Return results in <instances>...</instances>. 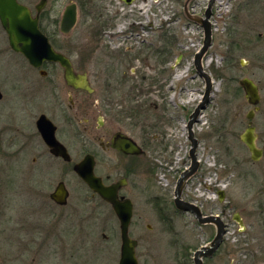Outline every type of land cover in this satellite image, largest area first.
<instances>
[{
  "label": "flooded vegetation",
  "instance_id": "flooded-vegetation-1",
  "mask_svg": "<svg viewBox=\"0 0 264 264\" xmlns=\"http://www.w3.org/2000/svg\"><path fill=\"white\" fill-rule=\"evenodd\" d=\"M42 1L44 4L37 12L36 6ZM53 1L17 0L31 11L32 17H37L38 27L53 49L69 59L73 80L66 79L58 62L31 65L22 54L12 50L0 23V264H106L104 244L110 239L104 232L103 221L109 212L115 214L111 205L78 176L75 167L90 156L94 175L103 185L120 183L117 197L132 203L130 229L134 203L125 187L134 180L143 193L159 188L162 197L171 196L170 203L175 208L178 180L192 163L191 135L196 142L197 168L184 182L181 200L196 205L203 215H219L228 231L226 218L233 211V198L228 193L241 187L251 195L248 203L254 219L248 225V254L253 260L260 255L264 264V22L257 34L250 22L254 1L261 2L264 9V0H232L230 25L225 28L227 53L220 61L222 72L230 73L221 81H225V94L222 99L219 96L213 114H206L214 100L212 86L209 101L192 125L191 133L188 123L202 102L206 85L201 79L202 95L191 112L175 102L172 48L158 50L156 40L148 46H142L147 40L134 45L141 32L156 38L155 18L147 17L143 25L138 15L108 13L105 6L101 12L92 5L93 0H71L58 19L49 7ZM118 1L125 8L136 0L130 5ZM219 2L211 9V45L216 35L211 20ZM70 5L76 10L74 27L83 15L93 32L82 73H78L77 63L57 43L74 29L69 33L61 31L64 11ZM87 5L91 8L84 12ZM94 34L102 36V44L95 43ZM124 38L132 42L125 45ZM206 72L211 77L219 70L209 66ZM78 76H85L87 88ZM243 81L251 84L252 96H247ZM178 106L181 113L176 111ZM43 132L51 139L49 142ZM121 140H131L138 152H124ZM172 143L175 147L168 153ZM198 148L211 150L213 164L220 168L214 184L216 200L209 212L202 199L188 193L191 180L202 171ZM165 171L168 182L163 187L159 184ZM219 191L223 192L222 199ZM163 202L161 199L160 203ZM175 211L196 220L192 213L176 208ZM235 214L243 227L234 220ZM245 219L241 212H233V223L241 231ZM196 222L205 235L204 229H215L216 234L215 225ZM136 250L137 244V258ZM215 254L205 258L203 264ZM190 259L189 255L188 262Z\"/></svg>",
  "mask_w": 264,
  "mask_h": 264
},
{
  "label": "rangeland",
  "instance_id": "rangeland-1",
  "mask_svg": "<svg viewBox=\"0 0 264 264\" xmlns=\"http://www.w3.org/2000/svg\"><path fill=\"white\" fill-rule=\"evenodd\" d=\"M34 3L37 0H31ZM71 0H54L49 6L53 15L60 19L64 8ZM209 0H136L131 7H123L118 0H93V6H96L101 12L105 6L110 12L121 13L123 15H138L142 24L145 25L147 17L156 19L155 28L157 30L156 38L150 34L141 32L137 37L134 45L138 46L139 40H147L148 42L142 46H148L152 40L158 46V50L167 46L172 48L171 65L172 70L173 95L175 102L180 106H186L191 112L196 103L200 100L203 91L202 78L198 76L193 65V59L196 52L202 46L204 40V32L200 25L203 14ZM243 2L246 0H242ZM232 0H221L215 6V15L212 19V27L216 28L215 38L212 45L207 50L202 66L205 71L209 66L219 70L215 76H211L213 80V92L211 94L213 103L208 108L206 114H213L219 96L225 92L223 88L225 81L230 73L224 74L221 70V59L226 55V47L224 41L226 37V27L230 25L228 15ZM254 13L250 22L254 25L255 34L262 31L264 20V9L261 2L254 1ZM89 11L91 6H84V12ZM97 15V11H94ZM85 16L79 17V20L73 31L67 36H61L59 42L60 47H64L65 52L78 65V73L85 72L86 58L88 53L89 41L92 39V28L84 21ZM102 20V19H101ZM121 29V27H120ZM125 28L122 27V30ZM99 31V30H98ZM98 34L93 35L96 44H102L103 38ZM125 45L130 44L132 40L124 38ZM144 56V47L141 49ZM257 53L252 54L253 57ZM181 55L179 63L176 65L177 58ZM251 55V54H250ZM142 56V58H143ZM221 71V72H220ZM177 113H181L178 106ZM183 125L184 122L180 123ZM182 127V126H181ZM184 132L185 129L182 128ZM197 126L195 127V132ZM172 135V133H171ZM169 139V136H165ZM167 142V140H165ZM174 143L168 147V153L174 149ZM188 146L184 148V154L187 153ZM166 151V152H167ZM211 150L198 148V157L201 159L202 171L191 180L188 193L198 199L204 201V209L209 212V208L215 203L214 184L216 183L218 167L214 166V159L211 157ZM168 182V174L165 171L161 173V183L159 185L165 187ZM134 203V214L132 224L129 229V236L137 241V258L139 264H192L193 254L202 245L207 244L215 234V229H204L205 235L198 227L196 220L188 215L175 211L170 203L171 196L162 197V192L148 189L144 193L137 189L136 182L130 181L125 187ZM228 196L232 199L233 211L227 216L226 222L229 225L228 231L224 237L223 243L219 251L210 259L204 261V264H262L261 256L253 260L249 254V242L247 241V232L250 230L248 225L254 222L252 218V206L248 203L249 195H247L240 187L230 189ZM156 197V198H155ZM161 199L165 200L160 203ZM165 204V208L162 205ZM241 212L245 217L244 230H240L239 226L233 223V212ZM105 217V216H104ZM104 232L109 236L110 241L105 245L107 252L105 257L106 264H117L119 260L120 236L118 223L115 216L109 212L106 215V221H103ZM100 240V239H99ZM191 261L188 262V257Z\"/></svg>",
  "mask_w": 264,
  "mask_h": 264
},
{
  "label": "water",
  "instance_id": "water-1",
  "mask_svg": "<svg viewBox=\"0 0 264 264\" xmlns=\"http://www.w3.org/2000/svg\"><path fill=\"white\" fill-rule=\"evenodd\" d=\"M122 1H124L127 5H130L133 0ZM216 1L217 0H209L205 10L204 18L200 22L204 32V40L201 48L194 55L193 65L198 76L204 80L206 89L202 102L197 106L188 123L190 133L192 125L200 115L201 110L205 108V104L209 101L213 83L211 77L202 66V60L207 50L211 46V26L209 20L212 6ZM43 4L44 1L36 6L37 12L41 10ZM0 23L8 35L9 44L12 50L22 54L31 65L34 67H39L44 61L58 62L65 70L66 79L68 81L74 79L69 59L53 49L48 38L40 31L37 17H32L31 11L26 6L19 4L17 0H0ZM75 23V6L70 5L64 11L61 20V31L63 33H69L74 27ZM180 59L181 55L177 58L176 63H178ZM78 78L82 85L87 88L85 76H78ZM242 85L245 87L247 96H252L253 93L251 84L249 82L243 81ZM43 136L47 142L51 140L44 132ZM191 141L192 148L190 155L192 163L190 168L185 170L178 180L174 204L175 208L180 212L192 213L199 224H213L216 227V234L213 240L200 247L193 254V264H203V260L205 258L211 257L220 248L227 230L225 229V225L219 215H203L196 205L181 200V188L184 182L191 175H193L197 168V158L194 155L196 142L192 135ZM121 142L123 143L122 150L124 152L132 154L138 152L136 150L137 147L131 140H121ZM93 166L94 161L92 157L87 156L79 164H77L75 170L78 176L89 186L93 192L97 193L104 201L111 205L112 210L119 221L120 250L117 264H138L135 255V247L137 243L128 235L129 224L132 217V203L129 199H119L117 197V191L120 187V183L113 184L111 186L103 185L101 179L94 175ZM218 195L220 199L223 198L222 191H219ZM234 220L237 221L241 227H243L238 214L234 215Z\"/></svg>",
  "mask_w": 264,
  "mask_h": 264
}]
</instances>
